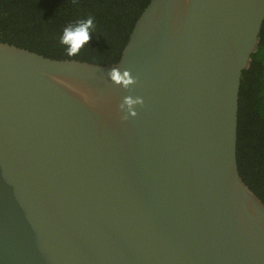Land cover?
I'll use <instances>...</instances> for the list:
<instances>
[{"label": "water", "instance_id": "water-1", "mask_svg": "<svg viewBox=\"0 0 264 264\" xmlns=\"http://www.w3.org/2000/svg\"><path fill=\"white\" fill-rule=\"evenodd\" d=\"M263 22L264 0H149L110 64L0 41V264H264L237 162Z\"/></svg>", "mask_w": 264, "mask_h": 264}, {"label": "trees", "instance_id": "trees-1", "mask_svg": "<svg viewBox=\"0 0 264 264\" xmlns=\"http://www.w3.org/2000/svg\"><path fill=\"white\" fill-rule=\"evenodd\" d=\"M149 0H0V41L51 58L96 64L119 59L135 20ZM93 18L90 40L73 57L60 43L64 27ZM237 162L244 182L264 202V22L243 70L238 100Z\"/></svg>", "mask_w": 264, "mask_h": 264}, {"label": "clouds", "instance_id": "clouds-1", "mask_svg": "<svg viewBox=\"0 0 264 264\" xmlns=\"http://www.w3.org/2000/svg\"><path fill=\"white\" fill-rule=\"evenodd\" d=\"M93 30L94 21L91 16L87 19L78 20L77 22L68 24L64 27L60 37V43L65 46L66 54L69 57L77 55L81 48L90 40ZM109 76L114 82L123 81L122 86L125 88H127L129 84L134 83V78L130 79L128 71H124L123 75H120L119 70L113 68L109 73ZM142 103L143 101L140 97L133 98L132 96H127L124 98L120 107L121 109H124V107L127 106L128 112L134 114L132 105Z\"/></svg>", "mask_w": 264, "mask_h": 264}]
</instances>
